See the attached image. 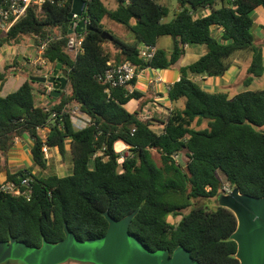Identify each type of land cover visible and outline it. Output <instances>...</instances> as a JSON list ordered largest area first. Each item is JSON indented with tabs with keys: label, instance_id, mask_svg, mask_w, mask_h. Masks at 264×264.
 Listing matches in <instances>:
<instances>
[{
	"label": "trees",
	"instance_id": "trees-1",
	"mask_svg": "<svg viewBox=\"0 0 264 264\" xmlns=\"http://www.w3.org/2000/svg\"><path fill=\"white\" fill-rule=\"evenodd\" d=\"M115 1L114 8L104 0L89 2L87 14L95 30L82 32L84 51L77 55L70 46V3L31 7L10 30H0L1 50L62 26L64 38L51 42L43 56L52 67L62 62L70 89L61 92L59 103L47 107L37 105L36 81L30 79L0 95V154H7L15 138L27 133L33 138L31 155L40 169L47 168L45 146L57 147L65 159L70 145L73 160V172L65 176H41L30 169L12 172L4 165L8 180L19 182L29 176L32 188L23 187L20 195L0 191V241L15 237L31 246H41L44 239L54 243L65 236V225L80 239L95 238L107 231L105 211L119 219L138 209L130 231L151 250L172 253L183 245L200 264H239L238 245L230 237L238 224L234 212L195 201L216 203L226 183L242 193L264 196V88L231 96L230 91L207 90L198 77L224 75L239 52L250 56L248 79L262 75L253 11L264 7V0H178V12L169 21L164 18L170 10L159 0ZM202 9L211 11L202 14ZM105 18L124 24L135 39L108 31ZM215 26L223 28L221 38L215 36ZM161 36L174 39L173 49L157 47L155 55L144 60L140 45H156ZM186 44H204L207 52L179 66L180 78L169 89L174 106L162 129H155L140 110L125 107L142 96L140 91L116 87L108 95L97 78L109 61H130L140 70L178 66ZM5 72L0 68V82ZM73 103L91 117L92 124L74 127L67 111ZM204 121L206 127H199ZM44 127L49 128L45 137L39 132ZM118 140L128 145V154L115 149ZM175 154L183 155L186 165L177 162ZM171 214L182 216L172 223Z\"/></svg>",
	"mask_w": 264,
	"mask_h": 264
},
{
	"label": "water",
	"instance_id": "water-1",
	"mask_svg": "<svg viewBox=\"0 0 264 264\" xmlns=\"http://www.w3.org/2000/svg\"><path fill=\"white\" fill-rule=\"evenodd\" d=\"M84 5V0H74L69 18L75 13L81 16ZM84 30L95 28L82 19L77 31ZM29 78L44 84L52 83L51 94L56 97L68 85L61 61L49 77L30 75ZM216 203L230 209L237 217V227L230 237L237 242L239 264H264V196L242 193L235 186L230 190L223 188L216 197ZM137 212L135 209L117 219L105 211L109 223L107 231L95 238L80 239L65 225V236L54 243L44 239L41 246H31L15 237L0 241V264L9 260L21 264H63L68 261L89 264H200L183 245L177 246L172 253L168 249L151 250L147 247L130 231L131 221Z\"/></svg>",
	"mask_w": 264,
	"mask_h": 264
},
{
	"label": "crops",
	"instance_id": "crops-1",
	"mask_svg": "<svg viewBox=\"0 0 264 264\" xmlns=\"http://www.w3.org/2000/svg\"><path fill=\"white\" fill-rule=\"evenodd\" d=\"M210 11L211 10L209 9H202L201 13L208 14ZM176 12H178V10H176ZM254 12H256L254 25L260 26V28L264 29V11H260V9L256 8ZM213 30L216 37H222V27L215 26L213 27ZM259 36L260 34L256 31V43L260 42L258 40ZM156 46L171 51L174 46V39L171 36H161ZM6 48L8 47H3L2 49ZM206 52L207 47L204 44H186L185 53L178 66L164 69L152 67L141 69L138 77L134 81V90L140 91L142 96L140 98H132L125 104V107L129 111L140 110L143 118H150L152 120L153 127L155 129H162L163 120L167 118L168 113L174 106V103L169 97L168 87L180 78L179 66H184L196 61ZM249 63L250 56L246 53L239 52L235 56L233 64L224 75H201L198 79L201 80L203 87L209 91H230L229 88L241 79ZM158 78H160V80H157ZM44 87L45 84L41 82H39L37 88L34 87L37 105L47 107L59 103L61 100V93L57 97L47 94L44 91ZM64 90H68L70 92L69 86L67 85ZM71 105L77 104L73 103L70 104V106ZM48 129V127H44L41 128L39 132L43 137H45ZM33 142V138L29 134L24 133L15 138L14 144L9 149L7 154H0V184L8 180V170L4 167L6 163L12 172L18 171L19 169H30L32 172L41 176H47L49 174L65 176L73 172V160L72 153L70 152V145L68 146L69 151L67 152L65 159L60 156L59 149L57 147H48L46 153L47 168L42 170L34 163L31 155ZM114 147L117 151L128 154V145L124 141L118 140L115 142Z\"/></svg>",
	"mask_w": 264,
	"mask_h": 264
},
{
	"label": "built area",
	"instance_id": "built-area-1",
	"mask_svg": "<svg viewBox=\"0 0 264 264\" xmlns=\"http://www.w3.org/2000/svg\"><path fill=\"white\" fill-rule=\"evenodd\" d=\"M73 1L74 0H0V30L5 32L10 30V28L20 19L26 17L31 7L42 8L46 4H54L59 7H65L70 3V7L72 9ZM84 1L85 5L83 14L80 16L75 13L70 19V23L68 25L69 31L72 30V32H69L70 35H72L70 46L72 47L75 55L84 51V34L77 31L79 22L84 19L85 24H91V18L87 14L88 4L91 0ZM63 31V27L58 26L51 29L49 28L45 34L38 33L31 37L34 39L35 43L33 46L37 55L32 60V63L43 68L48 77L53 73V68L50 61L45 58L43 54L51 42L56 39L64 38L65 35ZM156 51L157 46L154 44L142 43L139 47V54L146 61L150 60L155 55ZM139 71L140 69H138V67L130 61H124L118 64L109 61L106 68L97 75V78L105 84V91L108 95H110L112 89L116 87H124L128 92H133L134 81L138 77ZM157 80H160V78ZM44 89L47 94H50L53 90L52 83H45ZM169 89L170 87H168V90ZM67 111L70 113L71 120L76 129L87 127L93 122L91 117L80 109L79 105H74V107L69 106V110ZM52 116H56V112H54ZM47 149L48 147L45 146L44 150L46 153ZM178 156L179 154H175L173 156L176 161ZM122 161L119 159V162ZM31 182L32 179L29 176L22 177L19 182L6 180L0 184V191L20 195L23 193V187H26L29 190L32 188ZM27 197H29V194H27Z\"/></svg>",
	"mask_w": 264,
	"mask_h": 264
},
{
	"label": "rangeland",
	"instance_id": "rangeland-1",
	"mask_svg": "<svg viewBox=\"0 0 264 264\" xmlns=\"http://www.w3.org/2000/svg\"><path fill=\"white\" fill-rule=\"evenodd\" d=\"M104 2L110 7L114 8L117 3L115 0H104ZM160 3L166 5L169 8V14L164 18L165 21L171 20L175 16V12L178 7V0H159ZM219 6V5H218ZM257 9H260V11H264L263 6L257 7ZM255 11V10H254ZM253 11V17L256 18V12ZM256 21V20H255ZM103 23L105 25V28L112 32L113 34H116L122 38L128 39V40H134L135 35L134 33L129 30L124 24L111 19V18H105L103 20ZM254 35L256 37V31L260 36L258 37L257 44L262 48V54H263V64H264V29L260 28V26L253 27ZM34 39L29 37L25 40H23L20 44L9 46L6 49H2L0 51V68L3 71H6L5 73V79L0 82V95H6L12 91L17 90L26 80L30 79V75H46L45 70L39 66H36L32 63V60L37 56L35 49H34ZM53 71L55 67H52ZM248 66L246 67L241 79L238 82H235V84L229 88L231 96L235 95L238 92L244 91V90H255V89H262L264 88V71L262 75L260 76H253L251 80L248 79L250 77L247 72ZM30 74V75H29ZM39 85V82H34L33 86L37 88ZM70 90V89H69ZM68 93L69 91L66 90ZM184 100H181V103ZM71 107H74V105H71ZM207 121H204L199 127H206ZM155 156L157 159L159 158L158 152H155ZM123 158L120 159L122 161ZM177 161L183 165H186V158L183 155H179L177 158ZM92 166V163H91ZM220 176L224 181H226L225 174L220 171ZM227 190H230L231 188L226 183L225 185ZM216 200V199H215ZM195 204L199 205H207L208 208H212L215 203L213 200L209 199H200L198 201H195ZM194 205L184 209L182 211V214H187L190 212V210L193 208ZM181 214L178 215H169L168 220L172 223L177 222L181 218ZM1 264H21L18 261L15 260H9Z\"/></svg>",
	"mask_w": 264,
	"mask_h": 264
}]
</instances>
